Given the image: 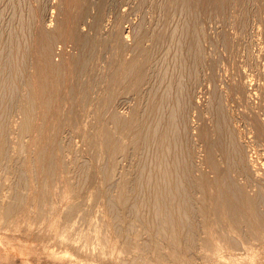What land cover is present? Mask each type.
<instances>
[{"label": "bare ground", "instance_id": "1", "mask_svg": "<svg viewBox=\"0 0 264 264\" xmlns=\"http://www.w3.org/2000/svg\"><path fill=\"white\" fill-rule=\"evenodd\" d=\"M120 1L119 4L117 0H59L60 7L56 8L55 12L51 11V9L49 11L47 7L40 4L39 0H6L8 10L12 13L11 18L8 17V23L3 16L5 19L2 21L7 23L4 25L1 22L4 13H1L2 10H0V178L3 175V177L8 176L12 179V184L8 188L7 201L3 204L2 202L0 203V222H5L11 215L13 216L14 213L17 214V211H21L26 199L28 200V209L35 216L41 217L44 208L50 204L51 200L55 202L57 200L60 201V198H62V195L50 193V185L52 183L58 182L62 186L64 185L66 189L62 187L63 189L61 190L64 194L75 195L77 188L74 189L67 186L71 185L69 184L70 178L69 180L67 179V173L70 171L67 172L66 163L63 162V156L61 157L62 146L58 145V134L55 133L56 136L53 137L55 129L50 132L53 134L50 137L51 139L43 137V139L39 138L40 140H38L37 135L47 134L52 125L53 128H57L56 132L59 131L60 133L63 127H60V125L64 124V122L63 124L61 123L63 117L72 116L75 122L85 118L90 120V122L94 121V123L92 122L94 130H98V127L102 125L106 126L101 136L98 134L91 136L92 141L89 148L96 143H100L106 152L110 154V139L111 131L113 130H108V122L115 124L117 129L121 130L118 131L121 135L125 127L127 129V126L135 125V121H137L136 112L142 101H140L141 94H143L142 88L149 83L152 76L147 66L148 62H150L152 51L150 52L143 47L144 41L146 38H153V45L156 46L158 41H164L166 37L163 34H158L155 37L151 34L148 35L145 29L132 30L133 44L129 47L125 40L129 39L130 33L125 32L123 28V23L126 22L128 16L126 17L123 14L124 12L122 13L119 6L124 7L130 4L131 14H140L143 6H147V4L139 0ZM208 8H212L211 10L217 12L224 30L230 29L232 31H241L242 33V31L246 32L251 28L264 26L262 0H166L163 9L166 18L169 19L171 14L176 11H180L184 15L181 17L185 18H183L185 26L182 27L180 35H183V37L187 35L189 38V42H187V39L185 41V47L187 52L191 48V51L194 49V59L197 64L201 61V57L198 56L200 54V44L198 43V36L191 35L190 31L195 25V14L206 12ZM53 10L55 9L53 8ZM123 11L125 10L123 9ZM53 12H55V18L53 17ZM180 12L176 17L180 16ZM182 25H184L183 22ZM126 29L128 30V28ZM226 35L224 34V38ZM179 50L177 49L178 52ZM75 52H77L78 58H74L71 55ZM129 54L131 58L130 61H127L126 57ZM105 55L108 56L106 60H104ZM70 57L79 63V67L70 68L66 65L67 58L69 59ZM96 57H102L100 61L102 63V71L101 67L97 66L95 71L88 70V62ZM153 89L147 93L145 92L148 96H144L147 97L145 100L151 103L149 104V110L152 111L156 108L154 107L155 102L159 101L161 103L159 99L158 101L154 100L160 97L155 96L156 92ZM127 94H132L135 99L139 96L140 99L139 102L136 100L137 105L133 103L135 106L130 112L131 116L125 119L120 111L125 109L123 108L126 100L124 98ZM167 97L168 94L165 97L166 99H164L165 105L169 99ZM160 103L159 106H161ZM145 105L147 106L148 104ZM76 108L79 110L74 113L73 110ZM142 109L145 110L146 108L143 106ZM142 109L140 111L144 112ZM149 110L147 109L146 113ZM67 111H69L68 115L64 113ZM152 113L153 116L154 112ZM65 114L67 115L66 117ZM157 114L154 115V119H156L155 116ZM148 115L146 114L145 117L147 116L149 120ZM254 115L251 121L249 120L250 118H247L251 124L252 130L250 132L252 131L255 139L262 141L264 145V120L260 119L262 115L260 117L256 114ZM180 118L184 119L181 113ZM221 118V113H219L215 124L214 133L217 137L215 141L209 139V132L206 129L204 130V128L198 134L202 139L201 141L205 144V164L209 172L214 175V179L207 175L195 178L190 170L193 169L190 164V166L188 165L190 172H187L185 168L186 174L182 175L183 179L181 178L182 173L178 174L175 171L177 175H180L177 182L180 178L185 180V182L180 183L179 181L178 184L174 180L175 176L173 177L175 183L174 181L172 182V174L175 175L176 173H173V170L171 172L172 168L169 169L172 166H168V162L171 159L168 158L169 155H165L166 152H169L166 151V148L181 147L179 145L182 143L179 144L178 142H181L180 140L185 136L184 133H181L183 136L181 135V139H178L180 134L178 128H175L177 127L176 122H174L175 117H173V121L170 118V120L167 119L171 122L170 126H167L168 128L166 126L165 128L163 127L164 130L162 129V132L160 129L158 130L159 132L153 130L156 132L154 133L156 136L153 135V139L151 138L154 143V149L151 152L154 155L153 157L156 158L154 159L160 163L162 162L163 165L158 164V162L156 164L162 167L158 166V168L154 163L152 166L156 165V168L161 169L155 170V174L152 171L151 174L149 173L150 176H148L146 171L140 173L141 159H138L139 163L136 160V164H140V167L136 165L139 167V172L136 171L139 174L133 176V178L136 177L134 179L131 177L127 181H122L118 197L110 196L107 188L103 190L98 188L95 178H87V170L85 171V168L88 166L81 169H79L80 164L77 166L79 171L77 172V169L75 171L80 179L81 177L83 178L82 183H89L91 189L96 191L91 193L93 200L95 202L100 200L105 202L106 213L111 222L110 226L116 236L124 240L122 242L123 248H134L135 250L133 257L122 264H197L199 257L203 256V254L199 256L198 251L201 252V250L204 254H207L212 250H217V248L232 252L235 250H248L254 247V244H263L264 246V154L260 155L261 158L259 155L255 157H252V155L247 156L248 152L244 154V151L241 150L243 146L238 145V142L232 143L235 141L236 135L232 133V130H229L228 122L224 121V117L223 122L227 124L223 126V122L222 124L219 122ZM13 122L18 123V130L14 133L9 128ZM152 122L155 124L154 120H149L150 124ZM145 123L150 125L147 121ZM145 123L142 124L141 122L142 127H144ZM148 125L147 128H149ZM71 126H73V123ZM52 127L51 130L53 129ZM135 127L130 129L135 131ZM156 127L158 126L156 125ZM153 129L157 130L158 128ZM151 130L149 129V131ZM175 130L178 131L179 135L174 133ZM15 133L17 135L16 138L31 137L30 145L32 144L31 146L34 147L35 152L31 153L25 160H20L17 156H11L13 152L11 139ZM149 133L151 134L152 132ZM226 136L231 139L232 144L228 142L230 139L227 141ZM224 137L228 142V144L226 143L228 147L223 145L225 144L223 143ZM144 138L141 140H144ZM146 139H148L147 136ZM137 141L132 140L131 142ZM149 143L145 142L146 146ZM145 144L144 146L141 144V146L144 148L146 147ZM22 145L21 141L15 143L14 150L18 152L16 154L23 152L24 148ZM225 147L226 151L223 150ZM123 148L125 147H122V145H116L115 147L118 153L122 152ZM143 148H141V151ZM181 148L180 150H182ZM221 148L227 154L224 155L226 159L229 157L227 170L224 174L214 160L215 152ZM172 151L175 152V150ZM260 151L264 152V146ZM24 153L26 154V152ZM149 154L151 155V153ZM114 155H111L112 157L110 158V165L112 166L114 161L111 159ZM127 155L130 156L131 153ZM146 155L148 156V153ZM177 155L175 154L174 156L179 158ZM185 155L190 156L186 152ZM140 157L143 156L140 155ZM181 157L183 158V156ZM142 159L144 162L146 158L143 157ZM188 161L190 160L188 159ZM144 163L147 165V162ZM144 163H142V169H144ZM146 165L145 167H147ZM154 167H152L153 170ZM135 168L133 167L134 170ZM152 168H148L149 172ZM133 169L131 170L134 171ZM228 171L229 173H227ZM99 172L98 175L101 178L108 180L113 174V169L109 168V171L105 169ZM157 173L158 175H156ZM64 181L67 182V185ZM82 183L78 184L83 185ZM73 185L76 187L77 181L72 183L71 186ZM147 186L150 190L149 194L145 190L147 199L145 200V197L143 198L140 195L143 200L140 199V196V201L136 200L135 197L137 196H133L134 191L136 189L138 191L143 190ZM1 190L0 188V193ZM54 192L56 191L54 190ZM197 194H200V199L198 198L199 200L195 201L194 197ZM73 205L68 208L66 218L69 219H65L66 221H69L72 218L71 215L73 216L76 211V207ZM118 205H121L124 209L118 208ZM142 207L144 208L143 210H148V215H145L147 218L151 214L149 220L141 218L142 212L140 214V211ZM146 234L148 235V240L146 238L142 241L143 243H140L138 240L142 235L146 236ZM213 243L215 244L213 245ZM218 243H221L223 247H219ZM212 247L216 249H212Z\"/></svg>", "mask_w": 264, "mask_h": 264}, {"label": "rangeland", "instance_id": "2", "mask_svg": "<svg viewBox=\"0 0 264 264\" xmlns=\"http://www.w3.org/2000/svg\"><path fill=\"white\" fill-rule=\"evenodd\" d=\"M139 1H142L144 2V4H147V6L146 5L143 6L142 12H140L141 15L139 13H136L137 16H135L136 15L135 13H132L133 14L132 15L130 9L131 5L129 3H128L129 6H124V7H120L121 5L119 6V9L122 11V13L124 12L123 14L126 15V17L127 16L129 17V18L127 17L126 22L123 23L124 31L130 33L129 39L127 38L128 40H125V43L129 45V47L130 45L133 44L132 43L133 38L131 37V32L132 30L134 31L136 29H145L148 35L151 34L154 37L158 34H163L165 35L166 38L164 41H158L156 46L153 45V38L151 39L146 38V40L144 41L145 45L143 44V47L150 52L152 51L150 62H148L147 64L148 70H150L149 73L151 72L152 76L149 80V83L145 84L142 88L143 94H141V99L139 98V96H137V99H135V97L132 94H131L132 96L130 94H127L125 95V98L123 97L124 99H126L125 105L123 106V108L125 109L124 110L122 109L120 113L122 116L125 117V119H128L129 116H131L130 112L134 108L135 106L134 104L137 105L139 99L140 101L142 100L141 105L136 112L137 121H135V125L127 126V129L125 127L124 130L122 131L123 132L122 133L123 136H122L118 132L120 129H117L116 125L111 123L112 125H114L112 127L110 122H108L109 123L107 125L108 130L110 131L113 130L111 131L112 133H111L110 148H109L111 151L110 154L106 152L105 148H103L100 143H96L89 148V145L92 141L91 136L94 134H98L99 136H101V133L106 126L102 125L101 127H98V130H94L93 129L94 121L90 122V120L82 118L80 121L75 122L72 116L66 117L69 111L64 112L67 115L65 114L66 118L64 117L62 118V120L64 121L61 120V123L63 124L64 122V124L60 125V127L63 126L62 131H60V133L59 131L56 132L57 128H53L52 125L50 126V129L47 131V134L36 136L38 140L43 139V137H48L49 139H51L50 137L53 134L50 132H52L55 129L53 131L54 133L53 137L56 136V134H58L57 138L60 139V140L58 139V145L62 146L61 157L63 156L62 158H64L63 162L66 163L65 165L67 167V172L70 171L69 173L65 172L69 175V176L67 175V179L69 180L70 178L69 184L71 185L72 183H76L77 181V185L76 187L75 185L73 186L67 185L68 180L67 182L66 181L64 182L70 188H74V189L77 188L78 190L76 189L75 195L71 196L70 193H68L67 195L66 193L64 194L61 191L63 188H65L64 185L62 186L58 182H56L55 184L52 183L50 185L51 188L50 193L52 194L56 193L55 195H59V196L62 195L61 196L62 198H60V201L57 200L55 202L54 200H51L50 204H48L44 208V212H43L44 214L42 213L41 217L35 216L28 209L29 208L27 205L28 200L26 199L25 200L26 203L23 204L21 211H17V214L14 213L13 216L11 215L10 218L6 219L5 222H0V264H122L125 261H129L131 257H133V255L135 254L134 248H128V249L123 248L122 242L124 240L116 236V234L112 230V227L110 226L111 222L108 214L106 213L105 202L102 200L95 202V200H93L92 198L93 196H91V193L94 192L95 190L91 189L89 183L88 184L82 183L83 178L80 176L81 177L80 179L79 175L76 173V171L77 172L79 171L77 166L80 164L79 169L88 166L85 168V171L87 170L86 171L87 178L88 177H89L88 179L95 178L96 186L98 188H101L102 190L107 188L109 190L110 196L118 197L120 195L119 192L121 190L120 185L124 181L131 179V177L132 179L136 178V177L133 178V176H137V174H139L137 172L140 171L141 173L142 171L144 172L146 171L148 172L147 175L150 176L149 173L151 174L152 171H154L155 174L156 173L155 170L161 169V168L158 169L159 167H162L158 164L163 165L162 162L160 163L158 160H155L156 158L153 157L154 155H152L153 154L152 150L154 149L153 148L154 143L152 142L153 141L152 139H153V135H155L154 133L159 132L158 131L159 129L162 132V129L164 130L165 126L166 127L170 126L171 122H169L168 120L171 119V121H173L172 120L173 117H175L174 122H176V126H177L174 127L178 128L180 134V138L178 136V139L179 140L181 139L183 133L185 136L182 137V139L180 140L181 142H178L179 144L182 143L179 145L182 148L167 147L166 151L169 152H166L165 155L167 156L169 155L168 158L171 159V161L168 162V166H172L169 167V169L172 168L171 172L174 171L173 173L177 172L178 174L182 173L181 174L182 179H183L182 175H184L185 170L187 172H190L191 170L192 175L195 178H200L203 175H207L209 177L211 176V179H214V175L209 172L205 164V157H206L205 144L203 143V141H201L202 139L199 137L198 134L200 130L204 128V130L206 129L209 132L208 135L209 139L215 141L217 137L215 136L216 134L214 133V131L216 129L215 124L217 122V116L219 115V113H221V117H222L221 119H219V122L222 124L225 118L224 121L228 122V124L226 122L225 123L228 125L229 130H232V133L236 135V139H235L236 142L234 141L232 143L238 142L237 143L238 145H240L241 147L243 146L241 150L244 151V154L248 152L247 156L252 155V157H255L257 155L260 156L261 154H264V152L260 151L264 146L262 144L263 142L259 141L258 139H255L252 131L250 132V130H252L250 121L255 116L254 114L258 115V117L262 115L260 119L264 120V116H263L264 115V26L263 27L259 26L257 28L255 27L253 29L251 28L248 29L246 32L242 31V33L241 31H232L230 29L224 30L221 26V21L218 17L217 12L215 10H211L212 8L211 9L208 8L206 12L203 13L202 12L196 13L195 14L196 20L194 22L195 25L193 26V28H191L190 33L191 35L198 36L197 39H198V43L200 44L199 45L200 54L198 56L201 57L200 59L202 62L200 61L197 64L195 63V59H194L195 58V55L193 53L194 49L191 51L192 49L191 48L187 52V48L185 47L186 46L185 41L187 39V42H189L188 40L189 38L187 37V35H184L185 37H183V35L182 36L180 35V31L182 27L185 26V20H184L185 18L183 17L184 18L183 19L181 17L184 15L180 11H176L171 14L169 19L166 18V14L163 10L166 0H139ZM39 2L41 5L47 7L49 11L51 9V11L56 12V8L60 7L59 0H39ZM117 2L120 4L121 1L117 0ZM262 5L264 9V0H262ZM53 8L55 10H53ZM8 9L9 8L7 6L6 0H0V10H2L1 13H4L1 19L3 25L6 23L5 22L6 20L8 23V17L11 18L10 16L12 12H10V10ZM123 9L125 11H123ZM55 12H53L54 18L56 17ZM179 12H180V16L176 17L177 14H179ZM4 19L5 21H2ZM178 20L181 22V24ZM182 22L184 23V25H182ZM126 28H128V30ZM193 29L194 31H192ZM224 34H227L225 38H224ZM177 49L179 50V52L177 51ZM71 55L74 58H78L77 52ZM191 55L193 56V58ZM105 56L106 57L104 60H106V58L108 57L107 55ZM130 56L131 55L129 54L126 57L127 61H130L131 58ZM101 59L102 57L100 58L96 57L95 59L93 58V60L88 62L89 63L87 66L88 70L95 71L97 66V67H101V71H102V63H100ZM67 60L68 61L66 62V65H68L70 68L79 67V63L75 62L73 58L70 57L69 59L67 58ZM133 72L135 71L133 70ZM84 79H86V77H84ZM152 89L154 92H156L155 96L160 97V98L155 97L156 99L154 100L158 101L159 99L161 101V103L158 101L161 106H159L158 102H155L154 107L156 108L153 111L149 110L150 108L149 104L151 103H148V101L145 100L147 97H144L146 95L148 96V94H145V92L147 93L149 90L152 91ZM167 94H168L167 98H169L168 99L169 102L167 101L168 104L166 103L165 105L164 99H166L165 97L167 96ZM161 97L164 98L162 99ZM145 104L148 105L146 106ZM142 105L144 106V108H146L145 110L142 109L143 108ZM165 106H167V108H165ZM217 107L219 110L217 109ZM140 108L145 113L141 112ZM147 109L150 111V113H148L149 111L146 113ZM78 110L79 109L76 108L75 110H73V112L77 113ZM185 110H186V114H185ZM83 111L86 113L85 110ZM162 111L163 113L164 112L165 113L160 114V112ZM152 112H154V115L159 113L157 114V116H155L156 119H154V115L152 116L153 114ZM180 113L183 114L184 119L180 118ZM216 113L218 114L216 115ZM125 114L128 116H126ZM146 114L147 115L150 114L148 115L150 118L149 120L150 121L154 120L155 124L152 122L154 125L152 123L151 124L149 123L147 116L145 117ZM157 118L159 121L161 119L162 120L159 122ZM247 118L248 119L250 118L249 119L250 121ZM146 121L150 125L145 123ZM17 122L11 123L9 127L13 131V133L17 132L18 130L17 124L19 122L18 123ZM71 122L73 123V126H71L72 125ZM141 122L142 124L145 123L146 126L144 125V127H142L143 125H141ZM226 124H224L223 122L222 125L224 126ZM147 125L149 128H147ZM156 125L158 127H156ZM51 127L53 128L52 130ZM134 127H135V131L134 130L132 131L130 128H134ZM153 128H158V129L156 130ZM136 129L138 133L136 132ZM149 129L151 131H149ZM153 130H155L156 132ZM176 131L177 130H175L174 133L179 135L178 131L177 132ZM149 132H152L151 133L152 137ZM69 133L71 134L69 135ZM135 133L136 135H134ZM146 133H148V135H146ZM16 136L17 135L15 133L14 137L13 138L11 137L12 138L11 145H13L12 146L13 152L11 156L12 157L17 156L20 160H25L28 158V156L31 153L35 152L34 147L31 146L32 144L30 145L31 137L26 136L23 138H18V137L16 138ZM146 136L148 139H146ZM142 137L143 138L145 137L144 140H148V141L141 140L143 139ZM17 139L19 142L21 141V143L23 144L22 146L24 148L23 152H21L20 154H16L18 152L14 150L15 143H18ZM149 139H151V141H149ZM226 139L228 141L230 138L228 139V136H226ZM226 139L225 137L223 138V143H225L223 145L228 147L227 144L228 142L231 143V139L228 142L226 141ZM132 140L137 141L138 143L131 142ZM184 140L186 141L184 142ZM114 141H116L117 143ZM140 142L143 146L145 142L147 143L150 142L149 143L150 145L148 144V146H146L145 144L146 147L143 148ZM116 145H122V147L123 146L125 147L123 148V151L120 152L121 154L124 155H121L120 153L116 152L115 149ZM131 147H132L131 150L133 151L134 154L130 150ZM147 147L149 148V150ZM226 147L223 150H225ZM141 148H143L142 151ZM180 148L182 150H180ZM183 148L186 149L184 150ZM222 148L217 152H215L214 160L217 163V165H219L220 171L221 172L223 171L224 174L227 170V166H228L227 160L229 157H227L226 159V156H224L226 153L222 150ZM30 149L33 151H31ZM172 150H175L176 153ZM179 151L182 152L179 153ZM24 152H26V154ZM177 152L179 153V155H177L178 154ZM185 152L186 154L190 155L189 156L190 158L187 155H185ZM147 153L148 156L146 155ZM149 153H151V155ZM113 154L115 155L111 159L112 161H114L112 166L110 165V158L113 156ZM127 154H129L130 156H128ZM175 154L177 155V157L179 156V158H176V156H174ZM140 155L146 158L144 159V162H147V165L143 162L142 159L143 157L139 158ZM181 156H183V158ZM138 159H141V162ZM188 159L190 161H188ZM136 160L138 163L140 162L141 167H142V163H144L147 167H145V165L143 164L144 169H142L143 167L141 168L140 164H136L137 163ZM76 161L77 163H75ZM153 163L154 164L158 163L156 165L157 167L158 166L159 167L156 168V165H154L155 167L152 166ZM170 163L171 165H169ZM190 164L192 166L191 168L193 169H190V167H188V165L190 166ZM136 165L137 166L139 165L140 168L137 167ZM185 165L187 166L185 167ZM151 166L154 167V170ZM133 167L134 168L136 167L135 170L133 169ZM109 168L113 169V174L109 178L110 180L108 179L109 180L108 181L101 178L98 174L100 173L99 171L102 172L105 169L109 171ZM148 168H152V170L150 169L149 172ZM75 169L77 170L75 171ZM131 169H133L134 171H132ZM158 173L156 175H158ZM177 173L175 175L172 174V182L174 180L177 182L178 177H180V175H177ZM227 173H229V171ZM108 174L110 173L108 172ZM174 176L175 177L177 176V178H175ZM1 177L2 178H0V188L2 190L0 193V198H1L0 203L2 202L3 204L5 203V201H7L6 199L9 195L8 188L12 184V179L11 177L8 176L3 177V175ZM76 177L79 179L76 180L77 179ZM181 178L179 180L180 183L185 182V180H181ZM79 180H81L80 182L83 185L78 184L80 183ZM179 181L177 182L178 184ZM81 186H83L82 190H81ZM54 190L56 192H54ZM145 190H147L148 191L147 194H149L150 190L148 186L147 188L145 187V189L140 190L141 192L138 191V189H136V191H134L133 193V196L135 195L138 198L135 197V199L139 200V198L141 197L140 195H142L143 198L145 197L146 200L147 198H146ZM139 192L143 194H140ZM147 197L149 196L147 195ZM143 198L141 197L140 199L143 200ZM194 198L195 201H198L200 199V194L195 195ZM62 200L65 202H63ZM72 205L76 207V211L73 214V216L71 215L72 218H70L69 221H66L65 219H69L66 218V215L68 214V208ZM117 207L121 208L122 210L124 209L121 205H118ZM143 209L144 208L142 207L140 211V214L141 212L143 214V217L141 214V218H143L144 220L145 219L149 220L151 214L147 218L145 215H148L147 212L148 210L146 209L143 210ZM101 234L102 236H100ZM147 236H148L147 234L146 236L142 235V237L138 241L140 243H143L142 241H144V239H146ZM214 244L215 243H213V245ZM218 245H220L219 247H223L221 246L222 245L221 243L220 244L218 243ZM212 249H216V248L212 247ZM222 249L217 248V250H212L207 253L208 255L204 254L202 250H201L202 253L198 251L199 256H202L201 254L205 256L204 258L203 256L199 257V260L197 259L198 260L197 264H264L263 244H254V247L248 250H235L232 252Z\"/></svg>", "mask_w": 264, "mask_h": 264}]
</instances>
